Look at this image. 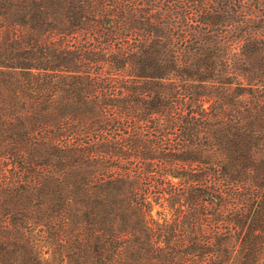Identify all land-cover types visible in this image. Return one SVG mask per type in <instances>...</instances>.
Returning a JSON list of instances; mask_svg holds the SVG:
<instances>
[{"label":"trees","instance_id":"1","mask_svg":"<svg viewBox=\"0 0 264 264\" xmlns=\"http://www.w3.org/2000/svg\"><path fill=\"white\" fill-rule=\"evenodd\" d=\"M0 264H264V0H0Z\"/></svg>","mask_w":264,"mask_h":264},{"label":"rangeland","instance_id":"2","mask_svg":"<svg viewBox=\"0 0 264 264\" xmlns=\"http://www.w3.org/2000/svg\"><path fill=\"white\" fill-rule=\"evenodd\" d=\"M233 35H234V33H233Z\"/></svg>","mask_w":264,"mask_h":264}]
</instances>
